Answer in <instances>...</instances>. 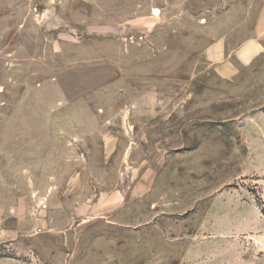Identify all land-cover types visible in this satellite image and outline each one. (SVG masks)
Masks as SVG:
<instances>
[{"label": "rangeland", "instance_id": "rangeland-1", "mask_svg": "<svg viewBox=\"0 0 264 264\" xmlns=\"http://www.w3.org/2000/svg\"><path fill=\"white\" fill-rule=\"evenodd\" d=\"M262 3L0 0V264H264Z\"/></svg>", "mask_w": 264, "mask_h": 264}, {"label": "crops", "instance_id": "crops-1", "mask_svg": "<svg viewBox=\"0 0 264 264\" xmlns=\"http://www.w3.org/2000/svg\"><path fill=\"white\" fill-rule=\"evenodd\" d=\"M264 39V0L262 5L258 6L256 11V18L254 19V26L252 30L251 38L249 39V43L247 46H244L241 51H237L239 55H247L254 56L262 53L263 47L261 46L262 41ZM108 139L104 140V144L107 145ZM111 143V142H110ZM109 143V147L107 149H112L111 144ZM97 204L96 206L99 209V213L102 215H106L108 213L113 212L114 210H118L121 208V204L125 201V197L122 192L111 191V192H101L97 196ZM114 209V210H113Z\"/></svg>", "mask_w": 264, "mask_h": 264}]
</instances>
